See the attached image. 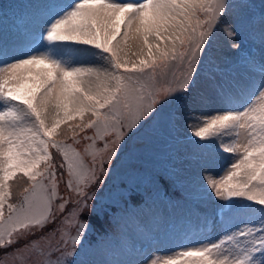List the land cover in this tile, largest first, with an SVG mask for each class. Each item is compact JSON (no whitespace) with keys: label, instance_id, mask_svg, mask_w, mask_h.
I'll use <instances>...</instances> for the list:
<instances>
[{"label":"snow or ice","instance_id":"6c2138e0","mask_svg":"<svg viewBox=\"0 0 264 264\" xmlns=\"http://www.w3.org/2000/svg\"><path fill=\"white\" fill-rule=\"evenodd\" d=\"M231 8L230 0H46L35 6L32 43L0 40V264H33L34 256V264H77L91 228L85 215L95 210L90 202L120 146L166 103L191 91ZM225 31L238 49V33ZM45 42L47 50H39ZM68 48L97 63L56 54ZM250 73L218 86L225 111L186 119L192 142L206 157L198 187L206 200L223 202L217 205L221 237L120 264H264V62ZM61 114L63 122L79 120L69 129L75 144L77 130L94 131L83 137L90 164L72 145L54 139ZM52 115L57 119L49 126ZM50 149L61 157L59 180L74 201L58 192ZM222 153L229 163L214 172ZM17 177L29 183L14 200ZM49 224L57 226L46 232Z\"/></svg>","mask_w":264,"mask_h":264},{"label":"rangeland","instance_id":"374dc122","mask_svg":"<svg viewBox=\"0 0 264 264\" xmlns=\"http://www.w3.org/2000/svg\"><path fill=\"white\" fill-rule=\"evenodd\" d=\"M44 2L46 0H0V40L9 45H28L32 43L37 26V21L33 15L35 6ZM64 2L70 3L71 0H64ZM120 2L138 3L140 0H120ZM230 2L232 8L211 38L203 63L200 66L199 75L191 91L184 95H177L171 103H166L160 110V117L156 115L154 119L144 124L143 130L140 128L135 131L134 135L126 137V143L120 146L118 159L112 161L110 174L107 175L105 183L95 190V199L90 202L95 210L85 215V219L92 222L97 233H101L103 228H106V234L116 232L117 235L121 236V234L130 231V226L126 225L125 228L114 229L107 225L115 204L131 197L133 194L132 188L137 184L136 181L144 185L149 183L152 177L162 178L168 173L174 172L193 188L194 194L197 195L195 196L197 206H193V210L196 213L202 212L204 217L200 221L189 218L184 211H177L175 206H173L174 209L169 207L165 212L176 216L180 223L177 220L174 222L164 215L154 219L149 218L148 221L145 220L146 217L138 216L140 218L139 222L143 221L145 227L150 228L152 226L156 232L163 231L161 239L166 240L157 242L152 236L149 239L136 241L135 236L132 234L134 236L131 244L133 251L130 252V256L122 254V259H120V256L115 255L119 262L127 259L144 262L153 252H174L193 243L218 240L223 234V222L217 211V205L223 202L216 200L214 197L210 200L203 198L202 190L196 182L200 176L202 165L206 163V157L202 155V150L192 142L196 138H190L191 141H186L187 143L181 142L179 138L191 135L189 128L186 126L189 113L210 116L213 113L225 111L224 103L218 92L219 85H229L247 79L251 74L250 69L258 73L260 63L264 62V26H262L261 21L256 22L253 26L251 25L255 18H253V15L259 11V7H262L260 11L264 10V0H230ZM228 28L238 33L235 37V43L240 45L238 49L232 47L233 41L226 36L225 30ZM39 50H47L46 42L40 46ZM132 51L129 52V57L131 60H136L137 57L132 55ZM56 54L77 62L97 63L91 56L80 55L73 52L71 48L61 50ZM161 85L167 86L163 80ZM62 117L63 114H61V120ZM56 119L54 115L50 116L47 121L49 126ZM78 122L79 120H69L67 122L62 120L57 130L58 135L54 139L63 143L68 142L77 151H81L84 157L87 156L86 163L90 164L91 157L84 153V147L89 142L85 141L83 137L94 135V131L92 129H87L85 132L77 130L76 135L80 143L75 144L73 133L69 129L70 126L74 127ZM176 133L178 134L176 135ZM173 136L178 137L170 142V137ZM105 139L111 141L112 137H105ZM102 145L103 141H97V148L102 147ZM50 151L53 163L57 166L58 192L65 199L74 201L75 194L68 192L64 182L59 180V176L63 171L59 168L61 157L55 149H50ZM228 163L229 154L222 153L221 156L215 158L213 171L219 172ZM170 167L178 168V170L175 172ZM28 183L26 177H17L13 183L14 200L20 199V194ZM200 183H203V181L201 180ZM110 193H116L114 198L109 196ZM59 202L56 201L57 204ZM56 215L60 217L61 214L57 212ZM111 224L114 225L113 222ZM118 225H120V220L117 221V225L115 224L117 227ZM56 226V224H49L45 231H50ZM91 237L96 236L92 235ZM100 239V242L90 241L91 245L87 243L84 247L86 256L81 262H87V264H117L116 260L111 258L112 256H105L106 250L110 247L105 242L107 239ZM144 241H148L152 248L148 245H143L140 249L135 248V245H139ZM111 255L114 254L111 253ZM35 260L36 257L34 256L33 264Z\"/></svg>","mask_w":264,"mask_h":264},{"label":"trees","instance_id":"16d2710c","mask_svg":"<svg viewBox=\"0 0 264 264\" xmlns=\"http://www.w3.org/2000/svg\"><path fill=\"white\" fill-rule=\"evenodd\" d=\"M261 8L262 7H259V11L255 12V14L253 15V18H255L253 22H251L252 26L256 22L261 21V17L262 15H264V10L260 11ZM179 75L180 74L177 71V78H179ZM171 79L172 78H169V83L174 84V81ZM158 116L160 117V112ZM178 133H176V135ZM177 137L178 136L170 137V142H172L173 139H176ZM192 137V135L184 136L179 138V140L181 142L187 143L186 141H191L190 138ZM84 159L85 162H87V156L84 157ZM170 168H172L175 172L178 170V168ZM135 183L137 184L132 188L133 194L131 195V197L128 200H121L117 204H115V207L108 218V220L110 221H107V225H110L114 229L125 228L126 225H128L130 226V231L125 234H121L120 236L117 235L116 232H108L106 234V228H103V231L101 233H97V230L94 229V225L92 224V222L87 219L91 224V228L84 238L83 249L80 251L78 257L76 256L77 264H80L81 260H83L86 256L84 247L87 245V243L91 245L92 243H90V241L100 242V238H106L107 241L105 242L108 246H110L106 250L105 256H113L111 255L112 253L114 255H117L118 257H122V254L126 255L130 253L131 251H133L131 248V244L133 242L134 236L135 238L145 236L151 238V236L154 235V228L152 226L150 228L145 227V225L142 223L143 221L139 222L140 218L138 216H142L143 218L146 217L145 220L148 221L149 218L154 219L156 217H162L163 215L168 216L169 212H165V210H168L169 207L175 206L176 210L180 212L183 210H187L190 207L189 204H194V196H197L196 194H194L193 188H191L180 176H178V174L174 172H170L162 178L152 177V180L149 183H145L144 185H141L139 181H136ZM114 194L116 193H110L109 196L111 198H114ZM180 207H182L183 209H181ZM118 220H120V225H118L117 227L115 226V224L117 225ZM111 222H113L114 225H112ZM92 235L96 237L92 238ZM100 246H102V244H100Z\"/></svg>","mask_w":264,"mask_h":264}]
</instances>
